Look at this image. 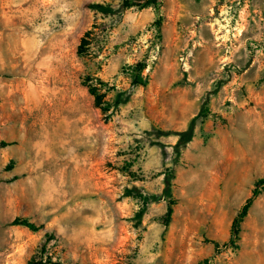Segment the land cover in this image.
I'll return each mask as SVG.
<instances>
[{
    "label": "rangeland",
    "instance_id": "374dc122",
    "mask_svg": "<svg viewBox=\"0 0 264 264\" xmlns=\"http://www.w3.org/2000/svg\"><path fill=\"white\" fill-rule=\"evenodd\" d=\"M123 1L0 0V264H264V0ZM141 61L148 82L131 86ZM88 77L124 97L106 123Z\"/></svg>",
    "mask_w": 264,
    "mask_h": 264
},
{
    "label": "trees",
    "instance_id": "16d2710c",
    "mask_svg": "<svg viewBox=\"0 0 264 264\" xmlns=\"http://www.w3.org/2000/svg\"><path fill=\"white\" fill-rule=\"evenodd\" d=\"M161 4V0H124L122 3V6L125 8L128 7H137L138 9H142L144 7H148V6H152L154 7L157 11L159 9V6ZM88 7L106 13V12H111L112 9L106 5H103L101 3H91L87 5ZM155 24L157 25V27L160 26L161 24V16H158ZM86 39L83 37L81 39V41L79 42V44L77 45L76 48V52L78 55H83L85 53V45H86ZM147 64L144 61L141 62H137L133 65H128L126 68V72L129 74L130 76V84L131 86H144L147 84L148 82V78L147 75H143V71L145 70ZM82 83L84 85H86L88 92L93 96V103L95 105V107H99L102 113V121L104 123H106L111 114L112 111L115 107H117L118 105L122 104L124 102V97L117 95L116 97L113 98L112 102H108L107 100L104 99V94L99 92V88L100 87H105L107 85V83L105 81H103L100 78H97L96 81H92L91 78H85L84 80H82ZM208 101H209V92L205 94V96L203 97V99L201 100L200 103V107H199V111L197 112V114L191 118V120L189 121V124L187 126V128L183 131L178 132L177 134L180 136L181 139H184V141H189L193 134H194V128H195V124H196V120L200 119V123L203 122L204 118L207 116L208 113ZM158 135H164L167 134V131H162L159 130L157 131ZM11 143H6V142H1V146H7ZM180 144H175L173 147V151L175 153V158H178L180 155ZM13 163L10 162L8 164L9 167H11ZM131 174L130 176L134 178V174ZM173 172H165L164 173V177H163V184H164V188H163V195L164 197L167 199V208L164 214V225H167L170 218H171V214L173 212V208L172 205L174 204V199H172L171 197V180L173 179ZM14 179H16V176L13 177ZM259 182H264V179H261ZM259 191L257 189H253L251 192V196L248 197L244 204L241 206L239 212L233 217L232 222H231V229H230V236L229 239L227 241V243H225V245L230 244L233 247H237V242L239 241L240 238V225L241 222L243 221L244 217L246 216L247 212H248V208L250 207L253 199L258 195ZM137 196L141 199V202L143 203V207L144 204H146L147 202V197H145V195L142 194V192L135 186L131 187V188H125L123 191V196ZM144 212V209L141 208L138 212H137V216L140 217L141 214ZM11 225H19V226H24L27 227L28 229L32 230V231H37L38 229H40L41 225H37L34 222H31L30 220L26 219V218H21V217H15L11 222ZM51 234L46 235V237L51 238L50 237ZM215 246L218 247V243L214 242ZM29 264H44L42 261L40 262H35V261H31L29 262Z\"/></svg>",
    "mask_w": 264,
    "mask_h": 264
}]
</instances>
